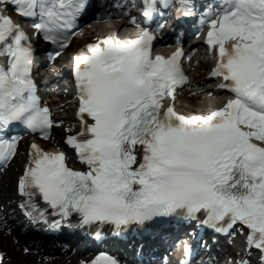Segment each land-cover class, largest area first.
<instances>
[{
  "label": "snow or ice",
  "instance_id": "1",
  "mask_svg": "<svg viewBox=\"0 0 264 264\" xmlns=\"http://www.w3.org/2000/svg\"><path fill=\"white\" fill-rule=\"evenodd\" d=\"M10 6L30 18L32 35L50 41L53 55H59L88 0H0V162L5 165L19 155L17 129L50 139L53 126L62 123L37 94L32 35L9 14ZM158 6L173 4L145 0L144 16ZM175 7L177 20L198 11L195 0H177ZM144 23L135 38L110 34L76 53L79 129L65 142L80 167L70 166L65 152L47 151L33 140L15 197L0 203V230L13 234L44 225L50 232L68 230L106 243L129 231L149 233L171 219L231 235L238 225L247 251L264 264V0H222L200 16L215 54L211 75L228 93L221 106L202 114L176 111L174 93L188 80L179 63L182 51L153 58L155 36L149 19ZM162 28L157 24V31ZM4 258L0 251V264ZM79 264L122 261L102 251Z\"/></svg>",
  "mask_w": 264,
  "mask_h": 264
},
{
  "label": "bare ground",
  "instance_id": "2",
  "mask_svg": "<svg viewBox=\"0 0 264 264\" xmlns=\"http://www.w3.org/2000/svg\"><path fill=\"white\" fill-rule=\"evenodd\" d=\"M120 26H117V29ZM128 27L125 26L122 29L119 28V30L121 32H124L125 30H127ZM85 36L87 37H91L92 34L89 31L85 32ZM79 41L81 39H78ZM85 40V39H83ZM76 42V41H75ZM201 62H199L200 64ZM209 90H205L202 91L200 94V101H196L193 102L189 105H185L182 104V102L180 101V99H178L176 101V106L178 107L179 110H181V112L186 113V114H201L203 112H207L212 108H215L218 105V100L219 98H213V99H209L207 96L209 94ZM198 99V100H199ZM71 103H67L66 105L59 107L58 104L52 103L51 106L53 108H58L59 111L61 112V114H63L64 116L67 117V121L66 123L68 125H70V120H73V115L74 112H72V105H70ZM52 145V144H51ZM22 148V147H21ZM19 158V156H17V158H15L14 160L16 161ZM22 160V158H21ZM14 163V161H13ZM12 163V164H13ZM17 162L13 165H11V167L6 170L2 175H1V180H0V203H4L7 201L12 200L13 195L11 193H9V191L6 189V183H8L10 180H13L14 177L16 176V174L18 173V169L19 167L16 165ZM17 237L16 235V230H14L13 234H6L4 233L2 230H0V245H7L8 249H9V260L6 264H36L34 259L29 258V257H25L24 255H22V253L18 252V250L20 249V244H15L14 242H12V238ZM11 241V242H10ZM76 256H68L67 258H59L56 260L57 264H68V262H73L74 260H76Z\"/></svg>",
  "mask_w": 264,
  "mask_h": 264
},
{
  "label": "rangeland",
  "instance_id": "3",
  "mask_svg": "<svg viewBox=\"0 0 264 264\" xmlns=\"http://www.w3.org/2000/svg\"><path fill=\"white\" fill-rule=\"evenodd\" d=\"M188 105V104H187ZM204 113V112H203Z\"/></svg>",
  "mask_w": 264,
  "mask_h": 264
}]
</instances>
